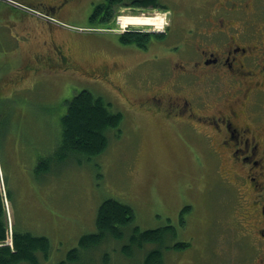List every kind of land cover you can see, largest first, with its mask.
<instances>
[{
    "label": "rangeland",
    "instance_id": "obj_1",
    "mask_svg": "<svg viewBox=\"0 0 264 264\" xmlns=\"http://www.w3.org/2000/svg\"><path fill=\"white\" fill-rule=\"evenodd\" d=\"M53 2L0 0L1 35L7 39L2 28H14V17L4 16L14 11L26 17L33 39L32 50L25 55L34 50L50 55L49 47L55 43L83 65L91 52L124 50L122 40L102 34L104 26L90 21L88 6L66 14ZM160 12L156 15L165 18L164 11ZM95 58L100 63L103 57ZM44 75L38 83L23 85L19 93L3 87L5 95H0L1 186L5 190V179L10 191L11 225L50 240L51 253L42 264L65 260L70 250L79 246L82 236L96 233L98 209L110 198L133 207L134 225L141 231L169 226L170 217L176 222L180 209L188 206L187 219L183 215L184 223L175 234L179 240H187L180 241L186 246L169 250L172 241L168 235L159 247L165 252L159 264L257 261V255H252L256 240L248 232L249 219L241 207L242 191H235L216 176L211 163H198L195 152L186 145L185 134L176 132L175 141L168 126L140 117L128 108L130 103H111L113 111H124L128 117L123 116L119 130L110 135L103 154L89 157L71 153L64 159L60 154L62 117L68 102L86 89L87 83L48 72ZM204 94L206 99H213ZM259 106L263 111L264 101ZM13 136L16 140L10 143ZM41 159L45 160L43 165L50 161L48 173L41 171ZM125 236L82 252L80 264H103L106 259L109 264H143L144 251L151 246L136 251L130 244L126 247L130 235Z\"/></svg>",
    "mask_w": 264,
    "mask_h": 264
},
{
    "label": "flooded vegetation",
    "instance_id": "obj_2",
    "mask_svg": "<svg viewBox=\"0 0 264 264\" xmlns=\"http://www.w3.org/2000/svg\"><path fill=\"white\" fill-rule=\"evenodd\" d=\"M51 1L66 14L88 6L90 21L104 26L102 34L122 40L124 50L91 52L83 65L55 43L50 55L36 50L25 55L33 43L26 17L6 12L16 24L2 28L7 39L0 33V95H5L3 87L19 93L48 72L87 83L85 90L109 103H130L140 117L168 126L175 141L176 132L185 134L197 162L211 163L216 176L242 191L247 229L256 240L254 264H264V110H259L264 101V0ZM160 11L166 19L162 30L123 24V17L147 18ZM97 56L103 57L100 63ZM186 210L184 205L176 222L169 219V250L186 246L180 241L187 240L175 235Z\"/></svg>",
    "mask_w": 264,
    "mask_h": 264
},
{
    "label": "trees",
    "instance_id": "obj_3",
    "mask_svg": "<svg viewBox=\"0 0 264 264\" xmlns=\"http://www.w3.org/2000/svg\"><path fill=\"white\" fill-rule=\"evenodd\" d=\"M122 120V113L113 111L111 103L91 91H80L68 102L67 111L62 117L60 154L64 159L71 153L89 157L103 154L110 135L119 130ZM40 167L41 171L48 173L51 170L50 161L44 165L41 163ZM3 183L5 190L0 179V264H42L43 259L50 256V240L11 225L8 211L10 191L5 179ZM135 218L133 207L115 199L105 200L98 209L97 232L82 236L79 246L70 250L67 258L56 264H80L82 252L91 251L104 241L123 240L125 235H130L128 243L123 241L127 243L126 247L130 244L136 251H142L146 246H151L144 251L143 264H159L165 254L159 247L169 235V226L141 231L134 225ZM103 264H109L108 259Z\"/></svg>",
    "mask_w": 264,
    "mask_h": 264
},
{
    "label": "bare ground",
    "instance_id": "obj_4",
    "mask_svg": "<svg viewBox=\"0 0 264 264\" xmlns=\"http://www.w3.org/2000/svg\"><path fill=\"white\" fill-rule=\"evenodd\" d=\"M164 16V15H163ZM163 20V21H161ZM165 18L164 17H159V16H154V17H147V18H139V17H134V18H124L123 17V24L124 25H140V24H146V25H155L159 28H162L163 24H165ZM161 24V25H160Z\"/></svg>",
    "mask_w": 264,
    "mask_h": 264
}]
</instances>
